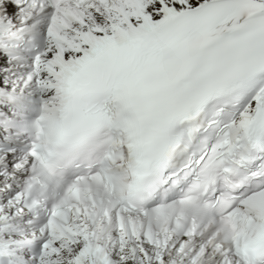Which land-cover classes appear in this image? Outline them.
<instances>
[{"label": "snow or ice", "instance_id": "obj_1", "mask_svg": "<svg viewBox=\"0 0 264 264\" xmlns=\"http://www.w3.org/2000/svg\"><path fill=\"white\" fill-rule=\"evenodd\" d=\"M0 264H264V0H0Z\"/></svg>", "mask_w": 264, "mask_h": 264}]
</instances>
